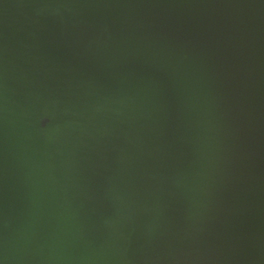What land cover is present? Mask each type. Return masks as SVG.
I'll list each match as a JSON object with an SVG mask.
<instances>
[{"label":"water","instance_id":"95a60500","mask_svg":"<svg viewBox=\"0 0 264 264\" xmlns=\"http://www.w3.org/2000/svg\"><path fill=\"white\" fill-rule=\"evenodd\" d=\"M0 264H264V0H0Z\"/></svg>","mask_w":264,"mask_h":264}]
</instances>
